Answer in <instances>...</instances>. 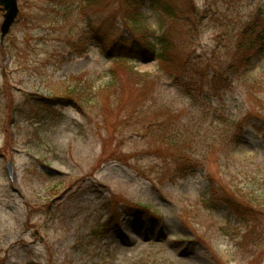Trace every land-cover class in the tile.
I'll return each instance as SVG.
<instances>
[{
	"label": "rangeland",
	"instance_id": "374dc122",
	"mask_svg": "<svg viewBox=\"0 0 264 264\" xmlns=\"http://www.w3.org/2000/svg\"><path fill=\"white\" fill-rule=\"evenodd\" d=\"M17 2L0 43V264H264V54L211 83L246 54L243 29L264 37V0H195L205 20L191 42L178 32L174 54L204 73L197 101L166 77L140 91L134 73L158 68L145 53L113 64V43L88 42L79 56L78 34L107 30L114 7ZM75 83L83 108L60 97ZM38 96L50 101L36 113Z\"/></svg>",
	"mask_w": 264,
	"mask_h": 264
},
{
	"label": "trees",
	"instance_id": "16d2710c",
	"mask_svg": "<svg viewBox=\"0 0 264 264\" xmlns=\"http://www.w3.org/2000/svg\"><path fill=\"white\" fill-rule=\"evenodd\" d=\"M80 4L81 11L85 16L90 11L107 10L110 7H114L113 18L115 24L105 26L104 28L107 30H103L102 26L98 25L96 28L89 23L88 28L78 34V41L75 42L76 47L81 46V51L78 52L79 56L87 53L88 47H86V44L88 42H92L93 45L101 44L102 42L113 43L112 47L106 51L107 57L114 61L113 64L121 61H124L121 63H128L130 58L139 57L142 53H145L156 60L158 68L157 72L153 74L134 73L136 79L138 78L136 84L140 91H146L147 85L150 83H152L153 87L157 86L162 77H166L174 84L179 93H183L197 101L198 94L196 95V91L197 88L201 89L204 73L195 71V73H200L193 75L194 68L189 61L184 60L181 62L179 61L180 58L174 54L175 48L178 47L183 50L187 46L180 38L178 42L175 40L180 34L178 32L185 30L188 33V41L191 42L205 20V15L197 7L195 0H80ZM145 6L149 8L151 14L156 18L157 30L150 29L147 23L149 18L142 12V8ZM247 28L241 31L240 37L242 40L239 44V49L246 54L242 57H234V60L220 73L212 69L214 74L211 78L212 90H216L220 84H230L236 75H245L258 63L261 55L264 54V37L261 36L259 38L257 36L258 32L253 29L254 27L251 30ZM121 31H123V35L120 34ZM117 34H119L118 40ZM114 38H116L115 42L113 41ZM123 40H127L128 43L121 42ZM111 73L113 74V71ZM200 79L201 81H199ZM220 80L223 81L221 82ZM115 81V78L112 77L110 85L114 88L117 84ZM79 84L75 83L74 87L70 89L61 88L59 91L62 92L61 98L68 99L74 102L76 106L83 108V102H88L85 100V96L90 95V92L86 91L84 83ZM88 89L90 91V88ZM108 89L109 86L106 89H102L101 93H99L100 96L105 95ZM54 97L60 98L55 95ZM205 98L209 97L205 95ZM34 100L35 102L32 104L36 113L41 110L40 108L47 107L50 101L48 98L41 96ZM165 142L169 143L167 144L169 147L174 146L169 141ZM176 157L179 161L184 160L180 155ZM220 200L225 203L231 201L229 197L224 195H222ZM122 203L132 209H136V207L145 209L138 204L129 205L124 200ZM228 206L234 212L239 211L234 202H231ZM115 216V212L111 213V218ZM251 226H256L255 222ZM251 234L252 231L250 232Z\"/></svg>",
	"mask_w": 264,
	"mask_h": 264
},
{
	"label": "water",
	"instance_id": "95a60500",
	"mask_svg": "<svg viewBox=\"0 0 264 264\" xmlns=\"http://www.w3.org/2000/svg\"><path fill=\"white\" fill-rule=\"evenodd\" d=\"M0 8L3 12V20L0 25V43L2 45L5 37L9 34L11 27L13 26L18 17L19 7L17 0H0ZM11 164V161H9L7 164V170L10 174ZM34 234L38 236L37 231H35Z\"/></svg>",
	"mask_w": 264,
	"mask_h": 264
}]
</instances>
